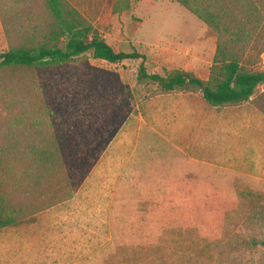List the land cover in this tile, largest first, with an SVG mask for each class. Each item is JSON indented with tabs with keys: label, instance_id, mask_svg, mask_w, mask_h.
Segmentation results:
<instances>
[{
	"label": "rangeland",
	"instance_id": "374dc122",
	"mask_svg": "<svg viewBox=\"0 0 264 264\" xmlns=\"http://www.w3.org/2000/svg\"><path fill=\"white\" fill-rule=\"evenodd\" d=\"M66 1L147 72L209 78L217 34L177 1ZM253 1L260 25L233 51L261 71L264 0ZM54 21L46 0H0V54L22 33L44 42ZM139 63L88 51L62 66L0 64V196L24 208L0 228V264H264V87L212 105L195 87L137 83ZM47 137L86 168L42 169L31 150Z\"/></svg>",
	"mask_w": 264,
	"mask_h": 264
},
{
	"label": "trees",
	"instance_id": "16d2710c",
	"mask_svg": "<svg viewBox=\"0 0 264 264\" xmlns=\"http://www.w3.org/2000/svg\"><path fill=\"white\" fill-rule=\"evenodd\" d=\"M175 1L191 11L217 34L212 68L206 80L184 70H173L166 75L147 72L143 64L144 55L142 53L137 50H115L91 30L78 11L66 0H46L55 23L43 36L44 42L38 43L34 36L22 33L15 38L14 43L6 51L0 54V64L38 68L62 66L88 51L91 52L93 58L111 63L125 59H140L136 74L137 83H154L162 91H170L176 87H195L200 89L204 100L212 105L248 100L258 85L264 87V70H243L234 58L235 52L233 51L236 44L244 48L246 39L260 25L261 11L253 0ZM55 40L62 44L51 42ZM116 131L117 126H114L109 133L96 140L93 151L88 150L93 160L110 142ZM55 138L59 141V138ZM42 140L46 144L32 147L31 150L32 154L37 155L35 161L42 169L53 170V167H62L66 169V175L69 177L71 175L69 170H75L77 166L86 168L88 157L84 154L73 155L56 145L54 138L47 137ZM75 175H79L80 180L86 172H80V174L75 172ZM23 213L24 208L0 196V228L16 224Z\"/></svg>",
	"mask_w": 264,
	"mask_h": 264
},
{
	"label": "crops",
	"instance_id": "0c3cea01",
	"mask_svg": "<svg viewBox=\"0 0 264 264\" xmlns=\"http://www.w3.org/2000/svg\"><path fill=\"white\" fill-rule=\"evenodd\" d=\"M262 86V85H261ZM263 87V86H262ZM256 111H258L256 108H254V111H253V115L251 116H248V118H247V122L249 123V124H251V123H255L256 122V117H255V113H256ZM255 112V113H254ZM260 119H261V121L262 122H264V116H260ZM233 130H232V132H234L235 133V127H231ZM255 131V130H254ZM255 135V134H254ZM255 142V141H254Z\"/></svg>",
	"mask_w": 264,
	"mask_h": 264
},
{
	"label": "built area",
	"instance_id": "2783aa9c",
	"mask_svg": "<svg viewBox=\"0 0 264 264\" xmlns=\"http://www.w3.org/2000/svg\"><path fill=\"white\" fill-rule=\"evenodd\" d=\"M262 64L264 65V60H262Z\"/></svg>",
	"mask_w": 264,
	"mask_h": 264
}]
</instances>
